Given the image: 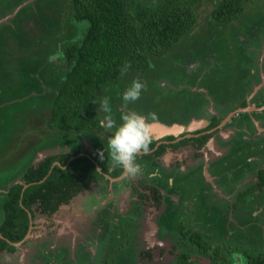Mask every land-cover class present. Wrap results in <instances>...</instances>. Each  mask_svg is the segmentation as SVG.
Returning a JSON list of instances; mask_svg holds the SVG:
<instances>
[{
    "label": "flooded vegetation",
    "instance_id": "flooded-vegetation-1",
    "mask_svg": "<svg viewBox=\"0 0 264 264\" xmlns=\"http://www.w3.org/2000/svg\"><path fill=\"white\" fill-rule=\"evenodd\" d=\"M133 69L129 68V70H126L122 75V79L127 74L137 75L135 78L141 79L145 85L141 92L142 95L146 92L147 86L153 87L152 78H149L148 72L144 74L149 69ZM123 87H116L112 94L113 99L118 98L117 93H120L124 89ZM142 101H144V98ZM249 104L250 101L244 98L237 107L230 110L229 114H225L226 116L210 112L208 118L205 115L207 123L204 125L202 122L187 123L186 125L178 124L180 125L179 129H170L162 134L149 129L150 144L152 146L149 147V151L146 153L141 152L137 155L136 162L141 165L142 172L138 176H130V180L121 167L113 166L108 151L107 137L105 138L103 135H96L95 137L93 135V133L96 134L95 131H101L103 128L89 132L91 136H85V139L89 141L90 147H86L83 143L84 134L75 130L73 132L76 135L80 133L81 136L79 137L82 140L76 137L78 140L71 141V147L75 146L70 151L49 155L40 160L35 159L34 156H29L27 164L18 172L17 176L19 178L15 177V182L9 188H0V228L5 221V210L1 204L10 187L15 184H21L23 186L22 189H24L29 185L23 177L27 167L31 166L33 169H38L51 156H63L66 154L70 155L65 158L64 164L61 165L60 161L53 160L50 162V166L58 165L62 168H68V164L73 161V164L77 162V167L76 169H68L73 174L70 185L62 180L56 182L50 189L51 192L49 191L50 195L64 193V199L60 200L58 199L59 197H54V201L53 198L48 199L49 204L45 208L39 201L28 206H24L21 203L27 219L23 237L20 240L13 241L5 237L0 230V238L5 239L11 247L13 246L12 249H9L8 246L1 247L0 253L14 254L20 249V245L27 243L30 231L36 223L38 215L44 217L52 216L57 214L56 212L60 207H65L68 208L66 211L69 210V213L72 211V223H75L74 227L76 228L77 226L78 228L77 235L81 240L76 245L75 254L81 264L88 260L91 261V264H96V259L98 258L100 259V264H138L139 258L135 259L134 262H130L128 257L131 252L133 254V240L136 237L135 228L142 208L145 207L147 213L149 212L146 222L148 221L147 223L150 224V233L154 226L152 234L155 232L157 237H152L150 233H147V237L153 239L151 241L152 245L148 244L150 246L138 251L139 257L144 258V264L145 259L148 261L149 258H152V253L156 248L164 249V252H160V259L156 264H174L177 256L184 250H189V254L186 257L189 264H214L217 261L211 255L215 251L218 252V257H220L217 264H251L250 258L264 257V180H262L264 166H258L247 181V170L245 169V173H242V167L240 168L241 173L237 172L233 179L231 173L225 168L221 169L224 172H220V174L212 173V169L215 170L212 161L207 162V168L210 167V175H203L202 163L197 168L199 174L190 175L194 170V168L190 167V158L187 156L183 158L186 166L182 168L181 164L175 162L176 158L171 159V157L175 156L170 154V152L177 150L180 146H186L193 157H199L205 151V147L210 149L208 142H212V137L216 141L215 145L223 146V143H219L216 137H219L220 140L223 139L221 131L227 124L231 127V130H234L230 134L232 140H234L236 135L242 141L247 142L252 139L254 135L251 136V134L256 132L253 117L255 116L254 114L259 117L264 113V97L259 99L253 106ZM111 105L116 107L113 103ZM118 107L120 108V106ZM97 111L100 120L102 114L98 107ZM118 111L120 113L124 112L121 108L117 109L116 107L113 110V114L118 113ZM235 114H244V117L236 119ZM27 118L29 119V117ZM245 126L247 127V129L245 128L246 131L243 130ZM12 128L14 129L15 127L13 126ZM5 135L6 133L2 136L5 139L8 138V135ZM12 136L14 137V134ZM199 137L202 140H199ZM34 145L31 139L27 140L26 143L24 142L20 153H25L26 149L30 151ZM161 145H163V149L160 153H157L156 151ZM101 153L104 157L103 159L100 158ZM239 155H242V153L235 155L234 159L237 160ZM16 158L18 157H14V159ZM246 159L247 157L243 159L242 163ZM234 164L231 160L224 167L228 168ZM93 165L100 176L96 177L95 175L94 177L90 174L89 168ZM157 169L159 170V175L150 178L149 174ZM210 176L214 179L216 186H221L224 189H215ZM241 176L243 182H241ZM170 178L171 183L169 182ZM105 180H108L107 184H105ZM94 184L99 188L102 185L103 188H89ZM108 184L113 186V188H108ZM127 188H129L128 191ZM88 191L90 193H87ZM229 192H235L231 196L232 200L225 198L230 194ZM83 193L88 196L82 201V205H78L81 201L76 200L84 196ZM118 196L121 197V200L117 203ZM222 198H225L226 202ZM75 215L76 219L74 218ZM152 215L156 217V222L151 220ZM109 216H111V219L108 218ZM96 217L99 219H96ZM116 219L119 222L114 224L113 221ZM15 222L17 223V221ZM15 227L17 230L19 229L17 226ZM69 230L71 234L74 233L73 229L69 228ZM186 234L188 235L186 236ZM44 236H46V239L41 237L40 239L33 238L36 252L31 257L32 264H52L50 260L54 259V257H62L58 258L59 263H66L68 260L71 264H79L68 259L66 251H68L69 245L63 244L57 238L51 241V238H48L50 237L49 234H44ZM112 237H116V240H112ZM124 240H127V242H123ZM196 242L206 245L203 254L197 251ZM97 245H99L98 248L96 247ZM28 255H24L21 264H24ZM165 255H172L173 258H165ZM240 256L244 258L245 262L239 260Z\"/></svg>",
    "mask_w": 264,
    "mask_h": 264
},
{
    "label": "rangeland",
    "instance_id": "rangeland-1",
    "mask_svg": "<svg viewBox=\"0 0 264 264\" xmlns=\"http://www.w3.org/2000/svg\"><path fill=\"white\" fill-rule=\"evenodd\" d=\"M54 1L57 3L56 7L52 4L53 0H0V86L8 83L10 78H16L17 73L20 75L19 68L21 64H24L21 58L23 57L25 61H29L27 66H29L30 69L24 70V77L28 85L31 86V90L27 92L24 97L19 98V100L33 95L41 98L40 103L33 105L29 108L30 111H27L29 117L28 124H21L18 119L19 117H17L16 123L9 124L7 126L8 129L4 130V132L6 131V135H8L6 139L2 136L5 133L3 134V128L0 127V131H2L0 134V188H9V186L15 182L16 179L14 178H19L17 176L18 172L27 164V158L29 156H34L35 159L40 160L49 155L70 151L72 147L75 146L73 145L71 147L70 142L78 140L76 137L82 134L79 133L76 135L73 130L61 129L59 126L55 128L49 127L47 124L50 117L49 108L47 106L43 108L40 107L45 98L47 100V98H50L55 92V75L58 72H62V49L65 41L63 35L67 30L63 21L66 14L68 15L69 13L71 4L70 0ZM142 1L153 4L156 3L157 0ZM219 1L220 0H200L194 2L193 7L196 20L191 30L190 37H199V34H203L209 30L210 25L208 18L210 12ZM242 6L243 12L240 16L233 21L222 24V26H217L222 32L220 35L224 38V40H222L224 43L223 48H221L222 52L217 50L218 54H215L213 48L206 50L205 47L204 51L206 53H200L197 56L195 53L190 54L188 51H182L179 54L175 52L166 53L164 56L165 59H163L165 63L162 65L163 72H157L155 75L148 74L149 78H152L153 87L150 85L147 86L146 92L140 96L141 99L131 102L128 104L127 108V105L119 104L121 103L119 93H117L118 98L115 99L112 97L113 93H107L106 95L110 97L111 103L116 105L117 109L121 108L123 111H136L144 115L148 120V124L152 123L151 129L153 130H156V126H153L154 123H161L167 127L174 124L186 125L187 123L192 124L198 122H202L204 125L207 123L205 115H207V118L210 112L227 115L231 112L230 110L240 104L243 98L250 101L249 105L253 106L264 94V0H242ZM53 20H56L55 23H52L54 22ZM50 22L52 25L51 29L49 28ZM253 28L256 31L251 36L256 37V45L259 44L257 46L255 45L257 48L250 50L251 56L254 57V64L251 65L249 71L252 75L249 81L252 87L247 89L246 85L240 82L242 72L233 70L232 67L235 69L234 66L228 67V70L230 69L229 71H231L228 74L229 82H234V79H237V89L232 85L231 91L226 93L227 96H225L222 87L216 85L215 90L211 89L213 98L207 93V87L201 85L200 78H202V75H210L207 77L208 83L213 84L211 78L214 77L215 69H220L223 66L222 63H220L221 59L225 60L228 64L231 63V60L232 62L235 61L240 63L241 61L238 58L240 52L238 53L237 44L239 43L237 37L241 36L242 39L247 41L246 35ZM193 40L197 41V43L201 41L199 38ZM184 44H189V42L186 41ZM246 64L249 63L242 65L245 66ZM198 66H200L201 69L198 68ZM213 68L214 70H212ZM136 76L137 75L127 74V76L123 77L120 87L124 86L123 88H125L128 81ZM154 86H156V88H154ZM240 88L242 89L240 90ZM240 92L244 94L243 98L240 97L242 95H240ZM143 98L144 101H142ZM11 101L13 102L14 100ZM1 105L3 104L0 102V106ZM118 106H120V108ZM254 115L253 120L255 122L256 132L251 134V136L254 135V138L252 137V139H249L247 142L239 139L237 135L236 137L234 136L235 138L232 140L230 134L234 132V130H231V127L227 124L221 131L223 137V139H221L222 141L219 137H216L219 143H223V146L215 145L216 141L214 137H212L211 141L214 144L208 142L210 149L205 147V151H203L199 157H193L186 146H180L177 150L170 152L171 155L175 156L171 157V159L176 158L175 162L181 164L183 168L186 166V162H183V158H185V156L189 157L190 167L194 168L190 175H194V173L199 174L197 168L200 166V163H202L203 175H210V167L207 168V162L209 161H212V164L215 166V170L211 167L213 170L212 173L220 174V172H224L221 171V169L225 168L231 173L232 179L236 176L237 172L241 173L240 168L242 167V173H245V169L247 172L249 171L248 173L246 172L247 181L251 173L253 174L258 166H264V113L259 117H257L256 114ZM235 117L239 119L244 117V114H235ZM12 126L15 128L13 129ZM245 128L247 129L245 126L243 130L246 131ZM95 132L96 134L93 133L95 137L96 135L107 137V133L104 129ZM12 134H14V137ZM85 136L91 135L89 132L83 135V143L86 147H90L89 141L85 139ZM249 138L251 137L249 136ZM29 139H31L35 145L31 147L30 151L26 149L25 153H20L24 146V142L26 143ZM29 152L31 153L29 154ZM238 153H242V155H239L236 160L234 156ZM14 157L18 158L14 159ZM245 157H247V159L242 163ZM231 160L235 164L228 168L224 167L227 166L228 162ZM210 178L212 177L210 176ZM217 178L220 179L219 177ZM240 179L241 182H243L242 176ZM147 180L150 181L149 179ZM212 181L215 189H224L221 186H216L213 178ZM100 186V188H103L102 185ZM91 187L99 188L96 187L95 184L91 185L89 188ZM108 188H113V186L108 184ZM128 189L129 188H127V191ZM87 193H90V191ZM233 193L235 194V192H231L225 198L232 200L231 196ZM83 194L84 196L76 200L81 201L78 205H82V201L88 196L85 193ZM120 198L121 197L118 196L117 203L120 202ZM225 198H222L224 202H226ZM67 209L68 208L60 207L56 212L57 214L53 213L54 215L52 216L44 217L38 215V219L30 231L29 241L20 245V249L14 254H5V252L0 253V264H21L25 254L29 255L26 257L24 264H32L31 257L34 256L36 252L33 238L40 239L41 237L42 239H46L44 234H49L50 237L48 238H51V241L57 238L63 244L69 245L68 251H66L68 259L71 260V262L76 261V263L81 264L77 259L78 256L75 254L76 245L81 239L77 235V226L75 228V223H72V211L69 213V210L66 211ZM148 215L149 212L147 213V209L143 207L138 219V224L135 228L136 237H134L133 240L134 251L133 254L131 252L128 257V259L130 258V262H134L135 259L139 258L138 264H144V258L139 257L140 254L138 251L152 245L151 241H153V239L147 237V233H150V224L147 223L148 221L146 222ZM154 215L156 216L155 213ZM154 215H152L153 218L151 217V220L156 222V217ZM97 217L96 219H99ZM110 217L111 216L108 218L111 219ZM74 218L76 219V215ZM113 222L117 224L119 221L116 219ZM69 228L73 229V234H71ZM152 229L154 230V226ZM152 232L150 233L151 236L157 237L155 232L153 234ZM123 242H127V240ZM99 245L96 247L98 248ZM160 252H164V249H154L152 258H149L148 261L145 259V264H156L160 259ZM165 256V258H173L172 255ZM58 258L62 257H54V259L50 260L51 263L67 264L68 262V264H71L68 260L66 263H59ZM239 260L245 262L242 256H240ZM99 261V258L96 259V264H100ZM83 264H91V261L88 260Z\"/></svg>",
    "mask_w": 264,
    "mask_h": 264
},
{
    "label": "trees",
    "instance_id": "trees-1",
    "mask_svg": "<svg viewBox=\"0 0 264 264\" xmlns=\"http://www.w3.org/2000/svg\"><path fill=\"white\" fill-rule=\"evenodd\" d=\"M196 1L200 0H157L153 4L142 0H70L69 13L63 21L67 30L63 35L65 41L62 49V72L55 75V92L47 100L45 98L40 106L49 108L50 117L47 122L49 127L59 126L61 129L77 130L84 134L95 129L100 130L102 128L99 125L97 105L92 99L114 93L116 87L122 85V75L129 68L149 69L144 74L147 72L156 74L163 72L162 65L165 63L163 59L166 53L179 54L182 51H188L197 56L200 53H206L205 47L206 50L213 48L215 54H218L217 50L222 52L224 38L220 35L222 32L217 26H222L240 16L243 11L242 0H220L210 12L209 30L199 34V37H190L196 20L193 7ZM52 4L57 6L54 0ZM53 21L52 23H55L56 20ZM49 28H52L51 22ZM255 31L254 28L250 30L246 35L247 41L237 37L238 53L240 44L248 50L246 56L242 53L238 54L240 63L231 60L228 64L221 59L220 63L223 66L220 65L222 68L215 69L214 77L211 78L213 84L208 83L207 77L210 75H202L201 85L207 87L210 96L213 97L211 89L215 90L216 85L222 87L225 96L231 91L232 85L237 89L238 80L229 82L228 79V74L231 72L228 67L232 66L235 67V69L232 67L233 70L242 72L240 82L244 83L247 89L252 87L249 82L252 75L249 71L254 64V57L251 56L250 50L257 48L259 44L257 41L256 45V37L251 36ZM195 38L201 41L197 43L193 40ZM186 41L189 44H184ZM21 58L24 61L19 68L21 76L17 73L16 78L12 77L8 83L0 86V102L4 103L0 106L1 128L15 123L17 117L20 123H27V111L29 112L30 107L41 102V98L35 95L19 100L31 90V86L24 77V70L29 68L27 66L29 61ZM245 63L249 64L243 66L242 64ZM240 97L243 98L244 94ZM115 109L116 107L112 105V110ZM119 116L120 111L113 114L117 122H119ZM198 139L202 140L200 137ZM150 146L152 144H149ZM162 149L163 145L156 152L160 153ZM69 155L51 156L38 169L27 167L23 177L29 185L24 189L21 184L10 187L1 204L5 210V221L0 230L5 237L13 241L23 237L27 219L21 203L28 206L39 201L45 208L49 204L48 199L53 198V201L54 197L64 199V193L50 195V189L56 182L62 180L70 185L73 174L68 169H76L77 162L75 164L73 161L70 162L68 168L58 165L51 167L50 162L58 160L62 165ZM89 171L94 177L100 176L94 165L89 168ZM105 183L107 184L108 180H105ZM15 226L19 229L17 230ZM183 234L185 235L184 231ZM112 240L115 241L116 237H112ZM196 245L197 251L203 254L206 245L201 242H196ZM3 246H8L9 249L13 247L5 239L0 238V248ZM188 251H181L174 264H189L186 258ZM211 257L217 261L214 264L220 260L217 251ZM250 261L251 264H264V257L250 258Z\"/></svg>",
    "mask_w": 264,
    "mask_h": 264
},
{
    "label": "clouds",
    "instance_id": "clouds-1",
    "mask_svg": "<svg viewBox=\"0 0 264 264\" xmlns=\"http://www.w3.org/2000/svg\"><path fill=\"white\" fill-rule=\"evenodd\" d=\"M144 83L134 78L120 91V99L123 105L137 101L144 88ZM102 114L99 125L107 133V146L113 166H119L129 176H138L142 167L136 162V157L141 152L149 151L151 137L147 118L136 111H124L120 113L119 123L113 117V110L108 95L99 99H92ZM103 159L101 153L100 156ZM159 175V170H154L149 177ZM171 183V178L169 179Z\"/></svg>",
    "mask_w": 264,
    "mask_h": 264
},
{
    "label": "water",
    "instance_id": "water-1",
    "mask_svg": "<svg viewBox=\"0 0 264 264\" xmlns=\"http://www.w3.org/2000/svg\"><path fill=\"white\" fill-rule=\"evenodd\" d=\"M16 13V12H15ZM0 23H1V21H0ZM264 25V24H263ZM240 39H242V37L241 36H238ZM244 40V39H243ZM242 42V41H241ZM249 48V47H248ZM246 51H248L247 50V48L246 47H243L242 46V44H240V47H239V52L240 53H242V54H244V56H246ZM207 90V89H206ZM208 93V92H207ZM209 94V93H208ZM153 126H156L155 127V131L158 133V134H162V133H164V132H166L167 130H172V129H179L180 127V125H177V124H174V125H172V126H170V127H167V126H165L164 124H161V123H154V125ZM151 127H152V124H149V129L151 130Z\"/></svg>",
    "mask_w": 264,
    "mask_h": 264
}]
</instances>
